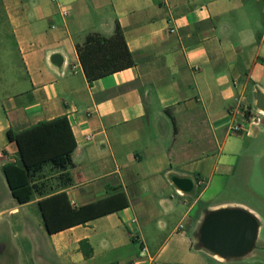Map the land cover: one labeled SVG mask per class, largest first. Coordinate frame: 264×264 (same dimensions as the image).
<instances>
[{
    "label": "crops",
    "instance_id": "crops-1",
    "mask_svg": "<svg viewBox=\"0 0 264 264\" xmlns=\"http://www.w3.org/2000/svg\"><path fill=\"white\" fill-rule=\"evenodd\" d=\"M118 23L135 64L91 81L77 45ZM10 70L21 74L0 87L3 163L18 159L9 128L65 114L77 146L34 181L66 190L73 207L99 202L84 222L44 225L38 264H237L206 248L200 229L226 205L264 225L254 200L216 198L250 191L264 203V0H0V79ZM243 102L255 118L240 113L236 132L230 110ZM42 197L10 211L34 205L43 221Z\"/></svg>",
    "mask_w": 264,
    "mask_h": 264
},
{
    "label": "trees",
    "instance_id": "trees-1",
    "mask_svg": "<svg viewBox=\"0 0 264 264\" xmlns=\"http://www.w3.org/2000/svg\"><path fill=\"white\" fill-rule=\"evenodd\" d=\"M77 48L91 81L135 64L125 30L119 23L114 34L109 36L99 31L89 32ZM7 133L9 139L18 145L17 161L3 164L9 186L19 202L32 199L35 191L41 192L43 197L39 199V206L48 232L53 233L96 216L97 212L93 213L91 209L99 202L73 207L66 190L50 192L47 183L34 181L46 163L56 162L77 146L67 115L41 120L22 129L9 128Z\"/></svg>",
    "mask_w": 264,
    "mask_h": 264
},
{
    "label": "rangeland",
    "instance_id": "rangeland-1",
    "mask_svg": "<svg viewBox=\"0 0 264 264\" xmlns=\"http://www.w3.org/2000/svg\"><path fill=\"white\" fill-rule=\"evenodd\" d=\"M4 74L6 76L5 80L0 79L1 88H3V82L7 86H12L21 73L17 70H10ZM3 164V159L0 158V264H38L36 261V246L38 245V241L43 240L42 232L45 228L43 221L38 208L34 205H19L17 211H10L11 206L17 203V198L9 186L3 170ZM259 172L264 180V168L260 169ZM231 197L254 200L255 203L261 204V207L264 209V203L259 202L255 194H252L250 191L224 192L216 198L217 200H222ZM261 244H264V225L261 227L259 237V245ZM250 258L257 259L255 264H263L264 251L257 248L249 255L233 259L237 264H249L248 260Z\"/></svg>",
    "mask_w": 264,
    "mask_h": 264
},
{
    "label": "water",
    "instance_id": "water-1",
    "mask_svg": "<svg viewBox=\"0 0 264 264\" xmlns=\"http://www.w3.org/2000/svg\"><path fill=\"white\" fill-rule=\"evenodd\" d=\"M258 104L264 109L263 91L259 94ZM175 181L186 190L194 186L190 177L177 176ZM261 225L260 217L249 208L226 205L207 213L200 229V240L221 257H242L257 248Z\"/></svg>",
    "mask_w": 264,
    "mask_h": 264
},
{
    "label": "built area",
    "instance_id": "built-area-1",
    "mask_svg": "<svg viewBox=\"0 0 264 264\" xmlns=\"http://www.w3.org/2000/svg\"><path fill=\"white\" fill-rule=\"evenodd\" d=\"M62 12L66 16L70 14L68 8H63ZM262 111L264 112V109ZM240 113L245 114L246 116H248L249 113L252 114L253 110H252V107H251L250 103L243 102L238 107H235V108L230 110L231 128H232L233 131H236V132H242V131L246 130L245 125L242 124V122L237 121V116ZM252 116H253V118H255V115L252 114ZM148 254H149V247L146 244H144L143 247H142V255L145 256V255H148Z\"/></svg>",
    "mask_w": 264,
    "mask_h": 264
}]
</instances>
